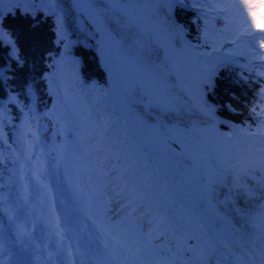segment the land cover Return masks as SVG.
Returning <instances> with one entry per match:
<instances>
[{
	"label": "snow or ice",
	"instance_id": "obj_1",
	"mask_svg": "<svg viewBox=\"0 0 264 264\" xmlns=\"http://www.w3.org/2000/svg\"><path fill=\"white\" fill-rule=\"evenodd\" d=\"M242 2L247 18L241 15L233 35H224L223 42L210 44L209 20L205 16L203 43L193 44L171 15L172 8L177 4L183 6L184 0H68L67 7L81 18V33L96 38L103 67L112 78L109 86L83 84V90L94 93L97 105L104 107L89 104L87 108L74 105L69 109L65 104L61 111L54 104L44 116L55 122L56 135L62 139L49 147L41 140L40 120L44 117L32 108L24 114L17 141L9 144L4 132L7 109L0 104V144H8L10 162L15 166L12 175L22 182L26 206L32 204L28 192L33 184L43 197L52 199L49 185L44 183L50 158L57 168H64L66 175L71 167L74 177L71 183L82 204L85 227L95 234L85 239L97 241L99 248L88 257V250L82 251L79 245L74 251L65 247L63 251L69 258H79V264H237L238 261L264 264V219L259 225L249 219L257 229L255 238L249 241L242 238L237 253L209 230L204 213V209H211L217 219L230 224L231 211L245 215L232 207L238 195L252 197L256 195L255 189L264 191V163H238L241 157L247 160L264 157V105L251 109L257 118L253 129L251 125L240 127L220 120L215 106L205 98L207 90L213 87L217 70L230 63L264 77V71H257L264 69V63H255L264 61V53L256 49L258 43L264 50V0ZM17 11L34 21L38 14L56 18V43L64 51L49 53L52 72L45 79L50 92L64 103L67 97L60 98L58 81L68 67L78 79L76 70L80 63L71 55L73 42L65 29V5L61 0H0V45L10 47L11 56L19 65L20 50L5 27L6 14L16 15ZM37 26L38 22L33 23V27ZM224 44L232 47L224 48ZM205 47L211 51H202ZM146 51L154 52L155 58L145 55ZM194 63L200 70L190 74L188 68ZM8 71L0 67V82L9 78ZM260 97L264 100V88ZM109 99H114L117 106L109 107ZM9 102L17 103L16 97L11 96ZM122 117L125 125L131 118L161 157L169 154L173 146L191 139L192 149L184 163L200 186L195 204L183 200L169 202L164 193L139 174L138 163H130L128 157L121 163L120 152L113 148L110 134L114 121ZM222 124H228L231 131H221ZM116 143L119 144L118 139ZM4 163L5 154L0 151V167ZM238 168L241 172L237 181ZM160 174L161 169H153V177ZM3 187L0 182V189ZM113 203L119 210L116 215L109 207ZM0 216L16 225L18 240L28 235L25 227L17 223L19 210L8 207L2 192ZM56 233L60 236L58 243H62L59 224ZM222 249L226 255H221ZM5 255L0 243V264H5ZM71 264L77 261L72 260Z\"/></svg>",
	"mask_w": 264,
	"mask_h": 264
},
{
	"label": "trees",
	"instance_id": "obj_2",
	"mask_svg": "<svg viewBox=\"0 0 264 264\" xmlns=\"http://www.w3.org/2000/svg\"><path fill=\"white\" fill-rule=\"evenodd\" d=\"M211 5H225L223 0H210ZM65 5V29L68 39L72 41L71 55L78 60L79 67L76 72L78 79L73 75L71 67L64 70L62 78L58 81L60 84V98L65 96L67 99L64 103L58 101L57 96L49 90V84L45 79L52 69L49 67V53L55 55L57 52L63 53L62 46L57 41V24L54 16L38 14L36 21L32 17L24 16L17 11L16 15L6 14L5 27L13 34L16 46L20 50L22 62L18 65L11 56V49L6 45H0V67L8 68V79L0 82V104L7 109L8 120L5 122L15 123L18 113L26 112L30 107L26 91L33 87L38 97V103H45L52 108L57 104L61 111L64 110L65 104L71 109L74 105L87 108L89 104L103 108V105H97L96 95L92 92L83 90V84L100 83L107 86V77L104 73L100 59L96 53L97 40L93 36L85 37L80 31L81 18L77 13L72 11L68 5V0H61ZM205 5V7H201ZM107 6V5H105ZM212 8L202 0H184L183 6L177 4L172 8L173 20L185 29V38L193 44L203 43V30L205 28V16L209 20L208 32L209 42L221 43L224 35H233L240 23V17L246 19L247 14L237 11L235 7L224 9V14L216 17L211 12ZM222 19L225 22H222ZM231 21V23H229ZM38 22L37 27L33 23ZM220 30H225L223 33ZM76 41H81L76 43ZM231 45L224 44V48H230ZM211 50L205 47L202 51ZM145 55H151L155 58V53L146 51ZM215 62V61H214ZM199 67L194 63L188 68L190 74L199 71ZM258 71V69H257ZM255 72V71H253ZM248 73L239 64L227 65L220 67L213 79V87L207 90L206 99L209 104L215 106L216 116L229 124L247 127L249 125L255 129L257 118L252 114L251 109L254 106L264 105L261 100L260 92L264 87L258 86L251 82ZM16 97L17 103H10L9 98ZM109 107H113L109 99ZM223 132H230L228 124L219 126ZM110 142L113 148L118 151L119 141L128 139L127 129L123 123L112 126ZM4 132L9 144L16 142L13 137L15 132L13 126H4ZM181 144L192 145L191 139L185 140ZM18 147V145H17ZM138 154L135 159L141 158L138 166V172L143 176L146 173V179L149 184L154 186H163L166 176L170 173L173 181L179 184V197L189 198L192 204L198 199L200 186L195 174L187 170L184 163L185 156L171 152L163 157L158 155L155 148L146 145L135 147ZM8 144H0V151L5 154V163L0 167V182L3 181L1 175L8 176L10 173V159H8ZM122 162V161H121ZM155 168L161 169V174L153 177L152 171ZM13 170L11 171L12 174ZM224 190H221L223 193ZM256 195L248 197L240 194L236 197L232 207L238 208L245 213L241 216L238 212L231 211L232 217L230 224H225L217 219L211 209H204L207 215L209 230L215 234L223 243H227L237 253L241 250L242 238L245 241L254 239V233L257 231L249 219L259 225L264 219V191L255 189ZM222 198V196H221ZM191 204V205H192ZM112 214L116 215L119 210L116 204L109 205ZM223 210V209H222ZM247 233V236H245ZM226 250H221V255H226ZM242 259V258H241ZM238 263V262H237Z\"/></svg>",
	"mask_w": 264,
	"mask_h": 264
},
{
	"label": "water",
	"instance_id": "obj_3",
	"mask_svg": "<svg viewBox=\"0 0 264 264\" xmlns=\"http://www.w3.org/2000/svg\"><path fill=\"white\" fill-rule=\"evenodd\" d=\"M96 53L98 54V56H99V58H100V60H101V65H102V68H103V70H104V72H105V74H106V76H107V83H108V86H109V85L111 84V79H112V78H111V76L105 71V69H104V67H103V58L101 57V55H100L98 49L96 50ZM172 149H174V150L177 151L178 153L183 154V155H185V156H188L189 153L191 152V151H190L191 149H186V148H184V147L181 146V145L173 146Z\"/></svg>",
	"mask_w": 264,
	"mask_h": 264
},
{
	"label": "clouds",
	"instance_id": "obj_4",
	"mask_svg": "<svg viewBox=\"0 0 264 264\" xmlns=\"http://www.w3.org/2000/svg\"><path fill=\"white\" fill-rule=\"evenodd\" d=\"M257 162H259V163H264V157H253L252 160H247V159L241 157V158L238 160V163H239L240 165H247V164H252V163H257ZM240 172H241V169L238 168V169L236 170V179H237V181H238L239 178H240Z\"/></svg>",
	"mask_w": 264,
	"mask_h": 264
},
{
	"label": "rangeland",
	"instance_id": "obj_5",
	"mask_svg": "<svg viewBox=\"0 0 264 264\" xmlns=\"http://www.w3.org/2000/svg\"><path fill=\"white\" fill-rule=\"evenodd\" d=\"M5 8H7V4H5ZM217 54V53H216ZM112 101L115 103V105H117V103H116V101L114 100V99H112ZM129 119H131L130 117H129ZM128 131H129V133L130 134H132V136L134 137V138H136L139 142H141V143H143L142 142V140L139 138V137H137L136 136V134H139V135H141V136H144V133L141 131L140 133H137V132H135L134 130H133V128L132 127H130V126H128ZM135 134V135H134ZM143 144H146V146H150V147H152V145L151 144H149V143H143ZM184 148H186V149H189V146H185V145H182ZM180 155H182V154H180ZM185 156V155H184Z\"/></svg>",
	"mask_w": 264,
	"mask_h": 264
},
{
	"label": "bare ground",
	"instance_id": "obj_6",
	"mask_svg": "<svg viewBox=\"0 0 264 264\" xmlns=\"http://www.w3.org/2000/svg\"><path fill=\"white\" fill-rule=\"evenodd\" d=\"M128 125H129L130 127H132L133 130H134L135 132H137V133H140V132H141V130H138V129L134 126V124L132 123L131 119H129V123H128Z\"/></svg>",
	"mask_w": 264,
	"mask_h": 264
}]
</instances>
